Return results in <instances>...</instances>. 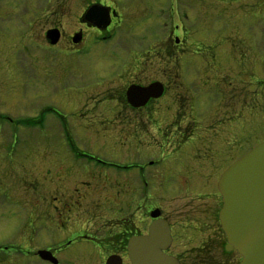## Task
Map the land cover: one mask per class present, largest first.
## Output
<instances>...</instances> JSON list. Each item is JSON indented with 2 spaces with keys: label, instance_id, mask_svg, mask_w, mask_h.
<instances>
[{
  "label": "rangeland",
  "instance_id": "rangeland-1",
  "mask_svg": "<svg viewBox=\"0 0 264 264\" xmlns=\"http://www.w3.org/2000/svg\"><path fill=\"white\" fill-rule=\"evenodd\" d=\"M93 1L0 0V115L12 121L0 120V264H44L30 252L45 245L60 250L59 264L105 263L104 250L98 257L78 238L62 248L72 232L101 238L125 229L132 176L102 170L135 159L130 146L157 138L160 126L152 131L155 123L144 120V131L140 120L132 123L124 106L130 84L167 83V101L185 112L182 126L195 129L198 141L243 142L246 153L264 142V0H97L114 7L120 25L108 45L76 58L70 35ZM54 27L62 37L51 48L45 32ZM45 107L59 120L18 123L40 120ZM168 115L161 122L169 126ZM63 128L107 167L70 166ZM59 213L70 232L62 237ZM26 219L47 231L51 225L52 241L42 232L22 243Z\"/></svg>",
  "mask_w": 264,
  "mask_h": 264
},
{
  "label": "flooded vegetation",
  "instance_id": "flooded-vegetation-1",
  "mask_svg": "<svg viewBox=\"0 0 264 264\" xmlns=\"http://www.w3.org/2000/svg\"><path fill=\"white\" fill-rule=\"evenodd\" d=\"M92 5L99 6L97 10L99 16L85 19V13ZM78 19L81 27L72 35L78 34L80 41L78 44L73 43L70 35L71 44L69 45L76 58L89 55L94 47L108 45L114 39L117 27L120 25L119 15L114 7L109 3H100L97 0L90 3L82 17ZM106 21H108V26L104 27ZM49 30L58 31L59 43L62 37L61 31L55 27L47 31ZM91 30L93 33L90 40L87 39V31ZM174 31L177 34H182L178 28H175ZM175 38L179 39L178 36ZM46 41L51 46L47 39ZM180 43L179 39V43H174V45L179 46ZM155 82H159L163 86V94L159 98H150L137 107L133 105L136 103L133 97L131 96V100H128L125 94L124 106L131 114L132 123L134 120H140L144 131L147 130L142 125L144 120L148 125L151 124V120L155 123L149 127L152 131L156 125H160L157 127L159 132H155L157 138L151 137L143 141L138 139L139 142L144 143L138 144L139 148L136 151L132 145L130 146L133 152L131 157L135 159H128L124 165L110 163L107 164L110 165L108 166L110 168H107L109 170H102V172L109 171L124 177L132 176L131 184L126 189L127 207L124 231H120L121 236L118 237L119 230L122 228L118 227L116 228L118 232L113 236L101 238L96 234H94L95 237H87L80 231L72 232L70 235L72 240L65 242V247L62 249L67 250L78 238L95 248L90 251L98 257H102L101 249L104 250V253L107 254L104 262L109 256H118L122 259V264H133L132 260L135 255L139 254L147 258L154 254V256H163L167 259V264H240L242 261L240 254L234 249L227 248L228 240L219 220L223 201L218 191V182L224 172L245 155L244 144L242 142L235 147V144L229 141H217L215 144L213 141H198L195 129L193 130L188 123L182 126L185 112L177 111L179 107H172L170 106L172 103L167 101L168 85L164 81L155 80L146 85L137 83L129 86L141 90ZM139 102L142 100L140 99ZM168 110L173 113L172 116H167V120H171L169 126L161 122L162 116L167 114ZM52 111L57 110L52 109ZM156 112L160 114L161 119L153 118ZM41 115L43 114L40 111L39 117H41L40 122L42 123L45 117ZM165 120L166 116L163 121ZM162 123L165 125L164 128L161 127ZM64 145L69 157L67 162L70 166H91L96 170L97 164L106 166L105 160L80 151L74 141H66ZM213 148L217 153L210 156ZM72 188L78 194V186H72ZM77 205H79V201ZM26 206L29 205L26 204ZM33 209L36 210L35 207ZM61 214H57L55 219L51 217L55 221L61 222V227H63L64 221L62 218L59 220ZM137 215L139 216L137 217ZM33 222L34 219L31 221L26 219L22 223L26 229L27 237V240H22V243L27 245L33 242V237L38 238L42 232L46 233L44 237L47 236L51 240L53 237L51 225L47 231L46 227V230H43L42 225L45 226L43 223L40 222L35 227ZM44 223L46 224L45 221ZM66 230L67 227L61 228L59 237L69 232ZM51 247L47 245L36 247L30 254L37 259L35 256L37 252L45 250L58 260L61 257L59 256L60 250L51 249ZM86 252L90 253L89 250ZM147 262L146 259L145 264ZM41 263L48 264L42 261Z\"/></svg>",
  "mask_w": 264,
  "mask_h": 264
},
{
  "label": "water",
  "instance_id": "water-1",
  "mask_svg": "<svg viewBox=\"0 0 264 264\" xmlns=\"http://www.w3.org/2000/svg\"><path fill=\"white\" fill-rule=\"evenodd\" d=\"M89 16L97 17V6L88 9L85 19ZM58 38L57 31L47 32V39L51 44H55ZM72 41L78 43L79 36ZM133 91L134 88H130L127 95ZM162 92L159 84H153L136 93L135 99L157 98ZM218 190L223 200L219 220L227 236V248L235 249L242 256L240 264H264V142L251 149L224 172L218 182ZM38 255L43 260L57 264L49 252L40 251ZM146 259V264H167L168 261L163 256L151 254L145 258L138 254L133 257L132 262L145 264ZM106 264H121V260L111 256Z\"/></svg>",
  "mask_w": 264,
  "mask_h": 264
},
{
  "label": "bare ground",
  "instance_id": "bare-ground-1",
  "mask_svg": "<svg viewBox=\"0 0 264 264\" xmlns=\"http://www.w3.org/2000/svg\"><path fill=\"white\" fill-rule=\"evenodd\" d=\"M95 48H96V47H94V49H95ZM94 49H93V50H94ZM91 54H92V52L89 53V56H90Z\"/></svg>",
  "mask_w": 264,
  "mask_h": 264
}]
</instances>
